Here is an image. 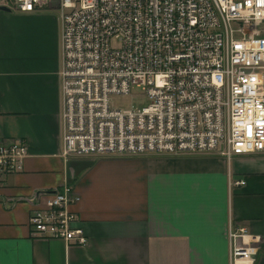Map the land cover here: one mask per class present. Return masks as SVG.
Wrapping results in <instances>:
<instances>
[{
    "label": "built area",
    "instance_id": "1",
    "mask_svg": "<svg viewBox=\"0 0 264 264\" xmlns=\"http://www.w3.org/2000/svg\"><path fill=\"white\" fill-rule=\"evenodd\" d=\"M56 10L62 25L61 156H234L264 151V0H0ZM142 87L147 105L112 107ZM21 138L0 141V185L23 169ZM244 184L243 180L235 182ZM37 200V199H36ZM71 184L32 209L30 236L86 245ZM230 220L231 264L257 247Z\"/></svg>",
    "mask_w": 264,
    "mask_h": 264
},
{
    "label": "crops",
    "instance_id": "2",
    "mask_svg": "<svg viewBox=\"0 0 264 264\" xmlns=\"http://www.w3.org/2000/svg\"><path fill=\"white\" fill-rule=\"evenodd\" d=\"M61 34L56 10H0V141L28 148L0 185V264H231L230 220L264 264V151L61 156ZM64 183L84 246L30 236L32 209Z\"/></svg>",
    "mask_w": 264,
    "mask_h": 264
},
{
    "label": "rangeland",
    "instance_id": "3",
    "mask_svg": "<svg viewBox=\"0 0 264 264\" xmlns=\"http://www.w3.org/2000/svg\"><path fill=\"white\" fill-rule=\"evenodd\" d=\"M148 102L149 98L143 88L137 86H134L130 93L112 94L110 98L111 106L119 109H128L132 105L144 106Z\"/></svg>",
    "mask_w": 264,
    "mask_h": 264
},
{
    "label": "water",
    "instance_id": "4",
    "mask_svg": "<svg viewBox=\"0 0 264 264\" xmlns=\"http://www.w3.org/2000/svg\"><path fill=\"white\" fill-rule=\"evenodd\" d=\"M0 10L11 11V9L6 6H0Z\"/></svg>",
    "mask_w": 264,
    "mask_h": 264
},
{
    "label": "bare ground",
    "instance_id": "5",
    "mask_svg": "<svg viewBox=\"0 0 264 264\" xmlns=\"http://www.w3.org/2000/svg\"><path fill=\"white\" fill-rule=\"evenodd\" d=\"M62 151V150H61Z\"/></svg>",
    "mask_w": 264,
    "mask_h": 264
}]
</instances>
